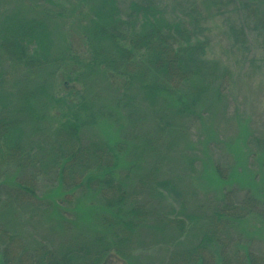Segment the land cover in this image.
<instances>
[{"label":"trees","instance_id":"obj_1","mask_svg":"<svg viewBox=\"0 0 264 264\" xmlns=\"http://www.w3.org/2000/svg\"><path fill=\"white\" fill-rule=\"evenodd\" d=\"M243 5L263 28L264 0ZM29 7L5 13L0 20V168L11 163L20 167L11 183L0 181V264H105L111 253L127 258L133 236L150 212L118 179L131 138H119V131L124 125L133 126L136 160L128 169L148 152L159 157L156 149L164 142L158 135L169 134L185 118L197 120L220 99L219 82L226 67L205 58V46L194 37L192 22L168 19L154 0H132L126 14L116 0H74L64 17L60 0L56 9ZM235 33L243 36L241 28ZM5 82L11 84L7 89ZM104 120L118 125V136L85 140V131ZM147 126L154 128L156 139L147 132L135 138ZM45 130L53 136L48 148L28 146L27 132L36 135ZM246 131L242 126L241 139ZM254 143L250 157L258 167L253 181L259 180L264 189V134L254 137ZM34 163L53 172L56 193L63 201H70L76 192L78 202L99 198L98 203H77L75 215L79 219L82 212L87 228L57 248L42 242L38 248H28L5 225L12 212L5 188L36 198V170L30 168ZM23 167L30 168L29 174H21ZM211 170L212 175L206 172V176L216 183L222 199L199 241L178 251L175 262L256 264L245 248L243 254L225 253L223 233L247 214L260 215L264 204L249 195L235 204L234 188L227 187L234 173L229 178L219 164ZM139 183L159 197L170 187L155 170ZM53 211L62 223L71 225L70 212L60 202L54 203ZM173 221L181 232L186 227L183 219H161L163 225ZM212 246L220 249L217 262Z\"/></svg>","mask_w":264,"mask_h":264},{"label":"rangeland","instance_id":"obj_2","mask_svg":"<svg viewBox=\"0 0 264 264\" xmlns=\"http://www.w3.org/2000/svg\"><path fill=\"white\" fill-rule=\"evenodd\" d=\"M47 1V2H46ZM0 0V20L9 12L26 11L31 5H44L57 8L59 0ZM122 14L132 0H116ZM155 4L170 20L184 19L191 23L195 38L205 46V58L216 60L226 67V73L220 80L221 95L214 101L211 109L197 120L187 118L177 122L169 134L158 138L156 149L159 157L148 152L135 167L128 169L136 160L133 156V126L124 125L119 138H128L129 150L124 154L125 165L119 169L118 179L127 191L143 201L150 218L133 236L127 258L110 254L105 264H176L178 251H185L196 245L203 232L208 228L213 208L220 203L222 193L215 182L206 176L212 175L211 166L219 164L223 171L234 178L230 182L234 188L232 201L240 203L245 196H255L264 204V189L259 180L253 181L256 162L250 157L255 148L254 137L264 134V27L243 5L248 0H154ZM74 0H60L61 17L70 12ZM6 13V14H5ZM59 20V19H57ZM188 23V24H189ZM243 30V36H236V30ZM56 40H54V43ZM76 45H78L76 43ZM56 48V46H55ZM10 87V82L3 83ZM104 99L105 95H101ZM242 126L247 128L241 139ZM118 125L113 121H99L85 131V140L106 139L118 136ZM140 138L145 132L154 139V128H142ZM28 146L46 149L53 141L47 132L31 134L27 132ZM136 139V144H138ZM155 145L158 141L153 142ZM237 144V145H236ZM30 146V147H31ZM238 147V148H237ZM154 152V151H153ZM152 152V153H153ZM17 164V163H16ZM9 164L0 168V181L11 183L18 173L19 165ZM33 168L36 181V198L27 199L15 195L5 188L7 201H11L12 212L6 215L5 225L28 248H38L40 242L51 248H57L73 234L87 228L82 212L75 215V207L98 203L99 198L76 199V192L70 201H63L56 193V179L46 167ZM20 168V167H18ZM29 168V167H28ZM27 168V169H28ZM29 168V169H30ZM22 169V175L29 174ZM157 176L170 182V187L161 197L140 187L139 179L147 172L154 171ZM207 172V173H206ZM253 172V173H252ZM229 185V184H228ZM10 192V193H8ZM60 202L68 212L71 225L62 223L54 214V203ZM260 215L247 214L234 222L223 233L225 253H244V248L256 264H264V207L259 208ZM84 215V212H83ZM186 220L182 232L173 221L163 225L161 219ZM211 250L215 262L218 260L217 246ZM126 256V255H124Z\"/></svg>","mask_w":264,"mask_h":264}]
</instances>
